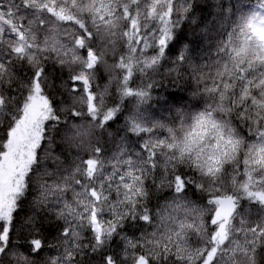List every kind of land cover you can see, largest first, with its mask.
I'll use <instances>...</instances> for the list:
<instances>
[{
    "label": "snow or ice",
    "instance_id": "snow-or-ice-1",
    "mask_svg": "<svg viewBox=\"0 0 264 264\" xmlns=\"http://www.w3.org/2000/svg\"><path fill=\"white\" fill-rule=\"evenodd\" d=\"M150 2L143 0L145 5ZM162 2L172 10L159 23L163 13H153L150 26L139 23L142 16L149 19L147 7L142 12L137 3L129 11L128 28L139 42L133 39L116 61L119 104L101 108L97 80L106 77L95 47L103 38L95 17V32L79 28V37L66 45L58 31L47 26L52 20L74 23L62 20L61 14H68L66 0H0V117L7 120L0 143V264H231L241 244L249 264H264V173H252L249 180V166L242 165L238 171L244 182L230 192L207 191L199 180L205 174L216 176L213 160L228 141L236 142L227 120L217 119L212 108L191 116L179 142L168 144L172 151L167 155L157 151L155 129L146 127L138 112L128 116L123 129L110 130L120 119L125 98L140 103L149 98V90L159 84L151 81L153 75L175 74L169 80L175 85L192 67L184 55L165 59L186 38L182 32L168 47L173 13L188 9L180 0ZM89 7L95 13V6ZM259 8L242 18L239 33L220 49L221 58L231 64L232 77L226 84L224 77L213 82L221 100L229 97V108H236L232 122L248 126L244 135L256 141L253 153L264 148V115L258 114L256 131L249 136L247 108L234 103L236 93L228 88L235 81L234 87L244 93L254 83L249 79L255 75L252 65L240 61L242 49L253 55L260 49L256 34L264 32V0ZM68 56L78 66L71 72L65 70ZM21 65L27 66L24 78ZM54 72L67 76L59 86L52 79ZM13 76L22 82L13 83ZM134 77L149 82L134 88ZM77 105L86 109L89 127L98 128L115 146L107 161L97 146L89 158L77 156L71 166L67 163L62 133L81 135L85 113ZM184 115L178 109L174 120L183 125ZM197 201L207 212L194 223ZM192 228L204 234L203 247L195 254L187 252ZM221 235L227 237L223 243ZM157 246L159 251H153Z\"/></svg>",
    "mask_w": 264,
    "mask_h": 264
},
{
    "label": "trees",
    "instance_id": "trees-1",
    "mask_svg": "<svg viewBox=\"0 0 264 264\" xmlns=\"http://www.w3.org/2000/svg\"><path fill=\"white\" fill-rule=\"evenodd\" d=\"M66 3L68 14L64 15L62 13V20L74 23H58L52 20L47 26L56 29L67 45L72 43L73 38L79 37V28L87 27L95 32L96 26L93 23L95 17L96 24L99 25L103 37L95 41V47L101 56V71L106 77L97 80L99 85L97 93L104 100V105H101V108L107 105L111 107L119 104V93L115 90L120 82V73L117 70L116 61L120 56L125 55V51L133 39L139 42L136 32L128 28L126 17L129 11H134L137 3L140 4L142 12L147 7L149 19L145 20L142 16L139 23L150 26L153 13H163L156 21L159 23L160 20L165 18L167 12L172 9L162 0H152L148 5H145L143 0H66ZM153 3L156 6H153ZM180 3L188 10L173 13V30L171 38L168 40V47L175 44L176 37L182 32L186 34V38L180 41V46L172 53L166 54L165 59L171 62L184 55L190 60L189 63L192 67H188L186 63L182 65L185 69L188 67V72L184 74V80L175 85L169 82L170 79H175V74L171 76L153 75L151 81L159 84L149 90V98L141 103L138 98H125L120 119L118 123L112 125L110 130L123 129L128 116L138 112L142 123L146 127L151 126L155 129L153 140L158 139L160 141L157 151L167 155L172 151L168 148V144L179 142L185 127L191 122V116L207 108L214 109L217 119L228 121L236 142L228 141L221 154L213 160L216 176L211 177L205 174L199 176V180L207 186V191L215 192L216 188H220L225 192H230L233 187H237L244 182L238 171L242 165L247 164L249 166V180L252 178V173H264V148H257L254 153L252 152L251 145L255 144L256 141L249 140L248 136L244 135L245 132H248V126L243 121L239 125L232 122V116L236 114V108H229V97L221 100L213 82L219 83L220 78L224 77V83L226 84L227 79L232 77L231 64L226 58H221L220 49L228 42L230 37L239 33L242 18L260 11L259 7L262 0H180ZM90 5L95 6V13L90 10ZM102 9L105 10L102 11ZM104 16L108 18L104 19ZM201 17H204L203 21H201ZM256 38L261 43L259 51L253 55L242 49V51H245V55L240 61L241 64L247 61L248 64L252 65V71L255 72V75L250 76L249 79L254 83L244 93L239 92L234 87L235 81L228 88L230 93L233 91L236 93L231 97L234 103L237 106L247 108L246 115L252 127V132L248 133L249 136L256 131L258 114L264 115V76H260V73L264 72V38L258 33ZM65 60V70L71 72L78 67L76 64L71 63L70 56L65 57ZM26 74L27 66L21 65L20 77L24 78ZM99 74H96L97 77ZM20 77L13 76V83H21L22 79ZM57 77H61V79ZM52 79L59 86L62 79L66 80L67 76L54 72ZM134 80L135 83L132 85L134 88L141 84L146 85L149 82L148 79L141 82L140 79L135 77ZM4 82L7 83V80ZM170 93H176L177 95L172 97L169 95ZM77 107L85 113L80 121L83 126L81 135L74 136V132L71 130L62 133L64 138L62 149L65 155L68 156L67 163L71 166L77 156L82 159L89 158L97 146L102 148L101 158L107 161L112 157L115 146L111 143L109 137L106 134L103 135L98 128L89 127L91 122L86 117V109L81 105H77ZM178 109L186 113L182 117L184 120L183 125L178 120H174ZM0 121H3L0 123V143H2L5 138L7 120L0 117ZM121 134H123L122 131ZM133 139L136 138L133 137ZM177 163H180V161L177 160ZM213 180H215V183H213ZM189 200H191L190 196ZM196 205L198 208L193 214V222L199 223V217L207 212V208L200 201H197ZM253 218H255V215H253ZM135 235L139 237L140 233L137 232ZM163 235V230L158 232L157 239ZM188 236L187 252L195 254L199 248L203 247L204 234L202 232L197 233L195 228H192L188 230ZM226 239L227 237L223 236L221 243ZM160 242L162 244L163 240ZM243 248L244 245L241 244V250H237V258H230L231 264H249V261L244 258ZM153 251H159V247H154ZM48 254L45 253V255Z\"/></svg>",
    "mask_w": 264,
    "mask_h": 264
},
{
    "label": "rangeland",
    "instance_id": "rangeland-1",
    "mask_svg": "<svg viewBox=\"0 0 264 264\" xmlns=\"http://www.w3.org/2000/svg\"><path fill=\"white\" fill-rule=\"evenodd\" d=\"M261 37H263L264 38V32H262V33H258ZM223 236L224 235H221V242H222V240H223Z\"/></svg>",
    "mask_w": 264,
    "mask_h": 264
}]
</instances>
